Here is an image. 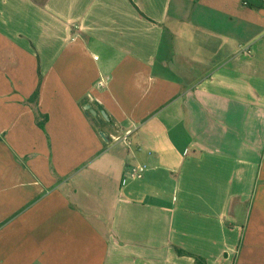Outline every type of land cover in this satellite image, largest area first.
<instances>
[{
	"label": "crops",
	"instance_id": "1",
	"mask_svg": "<svg viewBox=\"0 0 264 264\" xmlns=\"http://www.w3.org/2000/svg\"><path fill=\"white\" fill-rule=\"evenodd\" d=\"M261 1L0 0V264H264Z\"/></svg>",
	"mask_w": 264,
	"mask_h": 264
},
{
	"label": "trees",
	"instance_id": "2",
	"mask_svg": "<svg viewBox=\"0 0 264 264\" xmlns=\"http://www.w3.org/2000/svg\"><path fill=\"white\" fill-rule=\"evenodd\" d=\"M244 3L246 5H248L249 7H252V8H255V9H260V8L263 7V3H262L261 0H255V1L244 0ZM37 96H38V88H36L34 90V92L28 98V101L34 103L36 101V99H37ZM99 108H101V107H99ZM98 119H100L101 121H104V119L101 116ZM46 120H47V115L46 114H43V113L39 112L38 110H35V121H36V124L42 130H44V125H45ZM176 252L178 254H183L184 253L183 250L177 249V248H176ZM194 259H195L196 264H205L204 263V259L201 258V257L196 256V257H194Z\"/></svg>",
	"mask_w": 264,
	"mask_h": 264
},
{
	"label": "water",
	"instance_id": "3",
	"mask_svg": "<svg viewBox=\"0 0 264 264\" xmlns=\"http://www.w3.org/2000/svg\"><path fill=\"white\" fill-rule=\"evenodd\" d=\"M84 107H85L86 109H88V110L90 111L91 114H93V115L96 114V110L93 109L92 107H90V105L86 104ZM101 114H102V116H103L105 119L108 118V117H107V114H106L103 110H101Z\"/></svg>",
	"mask_w": 264,
	"mask_h": 264
},
{
	"label": "rangeland",
	"instance_id": "4",
	"mask_svg": "<svg viewBox=\"0 0 264 264\" xmlns=\"http://www.w3.org/2000/svg\"><path fill=\"white\" fill-rule=\"evenodd\" d=\"M98 121H99V122H101V120H100V119H99Z\"/></svg>",
	"mask_w": 264,
	"mask_h": 264
},
{
	"label": "built area",
	"instance_id": "5",
	"mask_svg": "<svg viewBox=\"0 0 264 264\" xmlns=\"http://www.w3.org/2000/svg\"><path fill=\"white\" fill-rule=\"evenodd\" d=\"M97 56H94V58H96Z\"/></svg>",
	"mask_w": 264,
	"mask_h": 264
}]
</instances>
